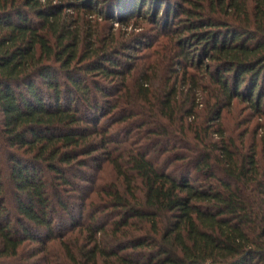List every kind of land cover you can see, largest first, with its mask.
Instances as JSON below:
<instances>
[{"label": "trees", "instance_id": "trees-1", "mask_svg": "<svg viewBox=\"0 0 264 264\" xmlns=\"http://www.w3.org/2000/svg\"><path fill=\"white\" fill-rule=\"evenodd\" d=\"M183 2L0 0V264H264V0Z\"/></svg>", "mask_w": 264, "mask_h": 264}, {"label": "rangeland", "instance_id": "rangeland-1", "mask_svg": "<svg viewBox=\"0 0 264 264\" xmlns=\"http://www.w3.org/2000/svg\"><path fill=\"white\" fill-rule=\"evenodd\" d=\"M172 8L176 11L177 5L183 7H189V5L183 0H168ZM149 1L145 5V9L148 8ZM112 30L117 33L116 35L123 38H127V43L131 45L133 51H128L126 54L138 57L143 55L147 57L149 54L155 51L157 44L160 43L162 38H158V32L153 28L154 26L149 24L148 21L142 18L137 20H130L128 26L122 25L117 21L111 22ZM154 29V30H153ZM121 39V38H120ZM136 47V48H135ZM142 50L141 53L138 51ZM147 60V59H146ZM206 62V61H205ZM192 71V70H189ZM108 81H104L103 84L107 85ZM222 125L227 134H233L234 136H243L244 142L250 144L254 139L259 142V138L264 135V116L255 115L244 103L234 100L232 107L228 111H223L221 117ZM110 170V168H109ZM109 170L97 174V180H94V185L97 188L102 186L112 179V175ZM93 170L88 171L89 180L93 179ZM86 182L82 184L83 189H89L91 183ZM83 191V190H82Z\"/></svg>", "mask_w": 264, "mask_h": 264}]
</instances>
